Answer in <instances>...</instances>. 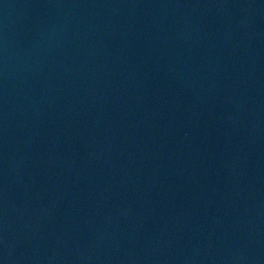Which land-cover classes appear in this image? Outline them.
<instances>
[{
	"label": "water",
	"instance_id": "95a60500",
	"mask_svg": "<svg viewBox=\"0 0 264 264\" xmlns=\"http://www.w3.org/2000/svg\"><path fill=\"white\" fill-rule=\"evenodd\" d=\"M0 264H264V0H0Z\"/></svg>",
	"mask_w": 264,
	"mask_h": 264
}]
</instances>
